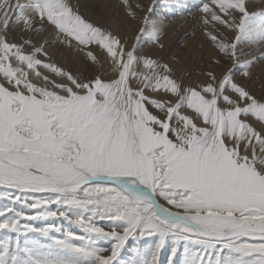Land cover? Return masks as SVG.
<instances>
[{"label": "snow or ice", "instance_id": "snow-or-ice-1", "mask_svg": "<svg viewBox=\"0 0 264 264\" xmlns=\"http://www.w3.org/2000/svg\"><path fill=\"white\" fill-rule=\"evenodd\" d=\"M249 5L202 0L208 47L185 81L142 51L165 49L155 0L100 5L136 22L131 38L72 0H0V264H160L163 250L264 264V91L249 83L264 51L244 47L264 48V7ZM45 26L83 69L33 41Z\"/></svg>", "mask_w": 264, "mask_h": 264}, {"label": "bare ground", "instance_id": "bare-ground-1", "mask_svg": "<svg viewBox=\"0 0 264 264\" xmlns=\"http://www.w3.org/2000/svg\"><path fill=\"white\" fill-rule=\"evenodd\" d=\"M254 1L256 4L251 3L250 1L249 6L251 10L258 11L261 7H264V0H261L260 3L257 0ZM72 2L79 6L80 12L85 16V18L97 21L99 23L112 24L115 28L119 29L123 33H126L129 38L133 36V29L136 27L135 21L131 22L132 28H129L126 21L117 18V14L122 17V13H120L119 8L100 7V5H117L119 0H72ZM132 2L135 3L136 0H132ZM139 2L146 5H151L153 0H139ZM182 2V5L185 3L187 4L186 0ZM165 3L168 5L171 4V2H167V0H165ZM182 5L180 7H175L172 5L165 9V11L168 13H170L169 11L174 10L175 8H178L180 12L182 11V15L180 13L177 19L173 18L171 22L162 19L164 18L163 14L160 13L158 15V17L163 21L165 49L161 51L153 45L147 44L142 49V51L144 53L151 54L153 58L163 57V59L169 62L173 68L176 78L184 79L185 81H195L201 67H203V64L201 63V55L203 53L206 56V50L208 46L207 41L202 38L201 34H198L199 31L196 33V35L194 34L189 38L184 36L185 33L183 31L184 27L188 23V18H186L188 15L185 16L184 14V17L182 18L183 13H185V9L182 8ZM32 39L37 44L47 41V51L51 54L52 59L57 61L60 65L73 70L76 68L83 69L85 67V65L81 63L82 53H77L74 51V49L62 45L58 40L56 32L51 28V26H45L44 29L38 35H34ZM249 47L250 46L247 45L245 48ZM253 49L256 48L254 47ZM257 49V55H259L261 51H264V48L260 49L257 47ZM259 68L260 66L257 65L256 69H254V71L257 72V77L255 80L253 82H249L253 86V90L257 93L264 91V74L259 72ZM256 82H258V86L255 85ZM39 223L40 222H37V224ZM64 227L65 229L68 228L67 223L64 225ZM3 238H5V236L0 231V239ZM101 246L107 245L102 242ZM129 258V255H127L125 260Z\"/></svg>", "mask_w": 264, "mask_h": 264}, {"label": "rangeland", "instance_id": "rangeland-1", "mask_svg": "<svg viewBox=\"0 0 264 264\" xmlns=\"http://www.w3.org/2000/svg\"><path fill=\"white\" fill-rule=\"evenodd\" d=\"M170 1L171 4L168 5L167 3H165V0H155V3H156V8H155V11H156V16L153 17L154 19L158 17V15L161 13L164 15V20H167L169 22L172 21L173 18L177 19V17L179 16V14L181 13L182 15V11L180 12L178 8H175L174 10H171L169 11L170 13H168L167 11H165V9L168 7V6H177V7H180L182 5V1L184 0H167V2ZM187 1V4L185 3L184 5H182V8L185 9V13H183V16L182 18L184 17V14L185 16L188 15V18L187 19V24L186 26L184 27V36H186L187 38L191 37L192 35H196V33H199L198 34H201V31H200V28H199V24L196 22V17L199 15V5L201 4L202 0H186ZM251 3H254L256 4V2L254 0H250ZM259 3L261 2V0H257ZM166 4V5H165ZM172 12V13H171ZM197 34V36H198ZM182 45V44H181ZM183 46V45H182ZM247 45H245L246 47ZM256 48V49H253V48ZM257 45H251L250 48L252 50L255 51V53L257 52L258 53V49H257ZM261 49V47H259ZM256 53V54H257ZM239 75V74H238ZM258 82L255 83V85H257ZM258 86V85H257ZM60 223V221H59ZM63 224V226L67 223V222H61ZM77 231H79L77 229ZM2 234L4 236L7 235V233L1 231ZM59 235V234H57ZM166 251L167 250H163L162 253H161V256H160V264H167V256H168V252H167V255H166ZM129 255L128 253L125 254V256L122 258V260H125L126 259V256Z\"/></svg>", "mask_w": 264, "mask_h": 264}]
</instances>
